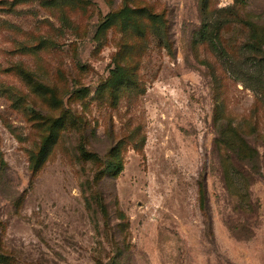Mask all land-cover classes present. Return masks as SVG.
I'll use <instances>...</instances> for the list:
<instances>
[{"label":"rangeland","instance_id":"obj_1","mask_svg":"<svg viewBox=\"0 0 264 264\" xmlns=\"http://www.w3.org/2000/svg\"><path fill=\"white\" fill-rule=\"evenodd\" d=\"M0 264H264V0H0Z\"/></svg>","mask_w":264,"mask_h":264},{"label":"trees","instance_id":"obj_2","mask_svg":"<svg viewBox=\"0 0 264 264\" xmlns=\"http://www.w3.org/2000/svg\"><path fill=\"white\" fill-rule=\"evenodd\" d=\"M116 77H120V75H117Z\"/></svg>","mask_w":264,"mask_h":264}]
</instances>
